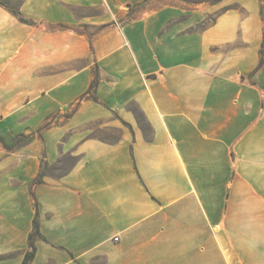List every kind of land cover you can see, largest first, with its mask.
<instances>
[{
    "label": "crops",
    "instance_id": "obj_1",
    "mask_svg": "<svg viewBox=\"0 0 264 264\" xmlns=\"http://www.w3.org/2000/svg\"><path fill=\"white\" fill-rule=\"evenodd\" d=\"M195 1L0 0V264H264V0Z\"/></svg>",
    "mask_w": 264,
    "mask_h": 264
},
{
    "label": "trees",
    "instance_id": "obj_2",
    "mask_svg": "<svg viewBox=\"0 0 264 264\" xmlns=\"http://www.w3.org/2000/svg\"><path fill=\"white\" fill-rule=\"evenodd\" d=\"M14 13L17 14V15H19V13L16 12V11H14ZM20 19H21L22 21H24V22H27V23L30 22V21L24 19L23 17H20ZM35 226H36V229L39 228V227H38V223H37V221L35 222ZM33 255H34V252L29 253V254L27 255L26 260H25V264H28V263L32 260Z\"/></svg>",
    "mask_w": 264,
    "mask_h": 264
},
{
    "label": "rangeland",
    "instance_id": "obj_3",
    "mask_svg": "<svg viewBox=\"0 0 264 264\" xmlns=\"http://www.w3.org/2000/svg\"><path fill=\"white\" fill-rule=\"evenodd\" d=\"M198 1H200V0H196L195 2L197 3Z\"/></svg>",
    "mask_w": 264,
    "mask_h": 264
},
{
    "label": "built area",
    "instance_id": "obj_4",
    "mask_svg": "<svg viewBox=\"0 0 264 264\" xmlns=\"http://www.w3.org/2000/svg\"><path fill=\"white\" fill-rule=\"evenodd\" d=\"M1 115V114H0Z\"/></svg>",
    "mask_w": 264,
    "mask_h": 264
}]
</instances>
